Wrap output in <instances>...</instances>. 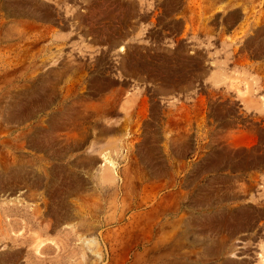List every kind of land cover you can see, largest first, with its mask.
Returning <instances> with one entry per match:
<instances>
[{"label": "rangeland", "instance_id": "1", "mask_svg": "<svg viewBox=\"0 0 264 264\" xmlns=\"http://www.w3.org/2000/svg\"><path fill=\"white\" fill-rule=\"evenodd\" d=\"M0 264H264V0H0Z\"/></svg>", "mask_w": 264, "mask_h": 264}]
</instances>
